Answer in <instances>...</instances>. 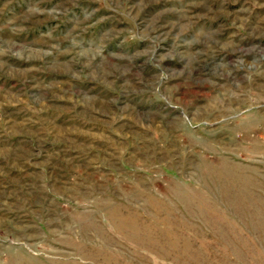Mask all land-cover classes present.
I'll use <instances>...</instances> for the list:
<instances>
[{"label": "rangeland", "instance_id": "374dc122", "mask_svg": "<svg viewBox=\"0 0 264 264\" xmlns=\"http://www.w3.org/2000/svg\"><path fill=\"white\" fill-rule=\"evenodd\" d=\"M0 264H264V0H0Z\"/></svg>", "mask_w": 264, "mask_h": 264}]
</instances>
